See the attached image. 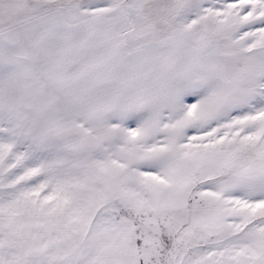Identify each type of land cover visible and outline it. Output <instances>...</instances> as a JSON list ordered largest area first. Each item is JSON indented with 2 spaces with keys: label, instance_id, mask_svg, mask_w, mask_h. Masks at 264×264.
<instances>
[{
  "label": "snow or ice",
  "instance_id": "snow-or-ice-1",
  "mask_svg": "<svg viewBox=\"0 0 264 264\" xmlns=\"http://www.w3.org/2000/svg\"><path fill=\"white\" fill-rule=\"evenodd\" d=\"M0 264H264V0H0Z\"/></svg>",
  "mask_w": 264,
  "mask_h": 264
}]
</instances>
